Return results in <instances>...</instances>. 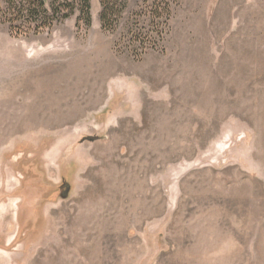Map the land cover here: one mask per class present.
<instances>
[{
	"label": "rangeland",
	"instance_id": "1",
	"mask_svg": "<svg viewBox=\"0 0 264 264\" xmlns=\"http://www.w3.org/2000/svg\"><path fill=\"white\" fill-rule=\"evenodd\" d=\"M90 1L0 16V264H264V0H175L145 53L142 0Z\"/></svg>",
	"mask_w": 264,
	"mask_h": 264
},
{
	"label": "trees",
	"instance_id": "2",
	"mask_svg": "<svg viewBox=\"0 0 264 264\" xmlns=\"http://www.w3.org/2000/svg\"><path fill=\"white\" fill-rule=\"evenodd\" d=\"M132 0H101L102 28L115 32ZM175 0H142L133 12L128 27L134 51L154 49L165 34ZM0 16L17 35H38L77 16L78 21L91 26L90 0H0Z\"/></svg>",
	"mask_w": 264,
	"mask_h": 264
}]
</instances>
